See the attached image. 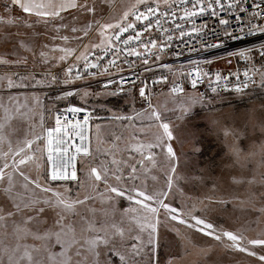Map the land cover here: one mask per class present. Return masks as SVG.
<instances>
[{"label":"snow or ice","instance_id":"snow-or-ice-1","mask_svg":"<svg viewBox=\"0 0 264 264\" xmlns=\"http://www.w3.org/2000/svg\"><path fill=\"white\" fill-rule=\"evenodd\" d=\"M0 9V264H185L190 254L221 264L216 247L264 264V43L227 53L242 74L213 72L212 59L178 68L164 59L183 54L176 40L192 53L264 34V0H0ZM209 33L217 43L202 42ZM125 65L143 71L125 76ZM157 86L168 89L163 104ZM101 120L121 132L101 139ZM185 141L193 147L178 153ZM229 205L244 214L239 228L216 222Z\"/></svg>","mask_w":264,"mask_h":264},{"label":"rangeland","instance_id":"rangeland-1","mask_svg":"<svg viewBox=\"0 0 264 264\" xmlns=\"http://www.w3.org/2000/svg\"><path fill=\"white\" fill-rule=\"evenodd\" d=\"M115 2L117 3V6L119 8V0H115ZM0 11H2V9H0ZM12 31H15V29H12ZM3 48L0 47V53L3 52ZM228 62L226 59H219V60H215L214 63L211 65V68H214L216 65L220 66V67H227L228 66ZM96 90H100L98 86H95ZM167 88H163L161 89L159 86L156 87L155 92L156 95L153 97L154 102L155 103H160L163 104L165 102V100L167 99L165 96L160 95L161 92L167 93ZM224 99L227 100H245V102L241 103L240 105L242 106L244 103H247L246 98H243L240 94L234 93L230 96H224ZM219 99V97H218ZM75 102L76 103H81L79 98H75ZM62 106V105H61ZM89 107L92 106L91 102L88 105ZM139 104H137V108H139ZM168 106L172 107L173 105L171 104L170 100L168 102ZM225 107H227V105H225ZM119 111V110H116ZM128 112V111H127ZM97 115H106V113L103 112H98ZM170 119L173 120L174 123H180L179 121L175 120V117L172 116L170 117ZM97 123L102 124L104 127H102L101 132H100V137L101 139H106L108 137L111 136L112 133H116L119 134L121 132V129L115 125H113L110 121L108 120H101V121H97ZM211 141V140H210ZM106 146V145H105ZM93 147H96V134H95V129L93 127ZM193 147V145L191 144L190 141H185V143L183 144V147L181 148V146L179 144L176 145V150L177 152H188L191 150V148ZM181 159L183 160V157H181ZM191 194V193H189ZM175 203L178 205L181 203V199L179 196H177ZM126 206V205H125ZM214 217L216 218V222L219 226H222L224 228H228V229H236L239 228L241 226L242 223H244L243 221V215L241 212L236 211L235 213L232 212V206L229 205V213L225 214V213H219L218 216L217 214H213ZM240 218V219H238ZM249 219L251 220H255L256 217H249ZM173 225H168L167 227L170 228ZM178 227L181 228L182 231H185V229L183 228V226H179ZM259 229L257 228L256 231H258ZM167 231V228L165 227H161V233L163 234L164 232ZM250 235H255V231H250L249 233ZM174 237V233H169V238ZM193 239L199 241L201 244H208V243H212L215 244L214 241H210L209 238H202L199 235L193 237ZM172 251L180 253L181 255L183 254L182 252V248L178 247V246H173ZM161 257L162 259H166L167 257L164 256L163 251L161 252ZM218 258H222V262L221 264H255V262L253 261L252 258L250 257H246L244 254L241 253H225L224 250L221 247H216L215 251L212 254V260H216ZM197 257L194 254H190L185 258V264H192V261L196 260ZM202 264H211L210 261L208 262H202Z\"/></svg>","mask_w":264,"mask_h":264},{"label":"built area","instance_id":"built-area-1","mask_svg":"<svg viewBox=\"0 0 264 264\" xmlns=\"http://www.w3.org/2000/svg\"><path fill=\"white\" fill-rule=\"evenodd\" d=\"M226 18V17H225ZM205 20H208L207 17L202 18H196V23H203L205 22ZM210 28L212 26H214V22L209 20L208 21ZM167 26V25H166ZM227 31H232V28L229 27L228 29H226ZM222 31L221 30V37H222ZM178 36V33L176 34ZM202 42L203 43H208V44H214L217 43V39H215L210 33L208 35H205L202 37ZM260 43H264V34H256L254 36H245L243 39L240 40H232L230 38L226 39L223 46L220 48H212V49H208L206 51H197V52H192L189 53L188 49L183 47V44L181 41L176 40L173 41L172 47L174 51H181L183 54L180 55L178 58L173 56L172 54H168L165 56V62L172 64L174 67H177L179 65H187L188 60L192 59V60H205V59H212L213 61L215 60H219V59H227V53L228 52H232V51H237L239 49L242 48H246V47H251L253 45L258 46ZM194 47H196L197 49L200 48V44L196 43L194 45ZM257 66H259V64H257ZM237 69L240 70L241 74L243 73L244 69H245V63L243 61H241L239 58H233L231 64H228L227 67H220V66H215L214 68H211V70L213 72L215 71H221L224 75H228L229 72H236ZM185 71L187 70L186 68L184 69ZM133 71H136L138 74L142 73V69L139 68H135V69H130L128 68L126 65L124 66V71L123 73H121L122 75L125 76H132ZM159 74V73H158ZM118 78V77H117ZM231 82L232 84H235V77H231ZM241 80H243V76L241 75ZM102 82V80H101ZM150 82V81H149ZM231 86V85H230ZM158 87V86H157ZM168 90V89H167ZM191 91L190 86L186 89V91ZM198 90L200 92H205L208 90L207 88V82L205 81L204 84L198 86ZM137 93H138V89H137ZM209 95H211V93L209 92ZM76 104V103H75ZM78 106L80 104H77ZM66 105H63L61 107H64ZM54 123V122H53Z\"/></svg>","mask_w":264,"mask_h":264},{"label":"trees","instance_id":"trees-1","mask_svg":"<svg viewBox=\"0 0 264 264\" xmlns=\"http://www.w3.org/2000/svg\"><path fill=\"white\" fill-rule=\"evenodd\" d=\"M97 4H98V5H101V0H97ZM102 6H105V7H106V5H102ZM225 95L231 97L232 94H225ZM231 101H232L234 104H237V105H240L241 103L245 102V100H231ZM72 102H73V103H76V102H75V98L72 99ZM115 103H117L116 98H109V104H108L109 107H112V105L115 104ZM62 106H63V104H62ZM129 107H130V106H129ZM114 110H119V111H121V109L119 108V105H117V108L114 109ZM122 111L127 112V111H129V108L126 107V108L122 109ZM100 112H103V111H100ZM103 113H106V112H103ZM106 115H108V113H106ZM210 142H211V141H210ZM226 229H228V228H226Z\"/></svg>","mask_w":264,"mask_h":264}]
</instances>
